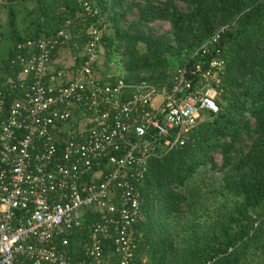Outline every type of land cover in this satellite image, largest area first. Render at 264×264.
Returning a JSON list of instances; mask_svg holds the SVG:
<instances>
[{
	"label": "built area",
	"instance_id": "1",
	"mask_svg": "<svg viewBox=\"0 0 264 264\" xmlns=\"http://www.w3.org/2000/svg\"><path fill=\"white\" fill-rule=\"evenodd\" d=\"M80 2L72 26L15 43L20 77L0 84V264H149L135 236L148 161L218 110L220 61L178 67L170 84L126 83L100 67L99 8Z\"/></svg>",
	"mask_w": 264,
	"mask_h": 264
},
{
	"label": "trees",
	"instance_id": "2",
	"mask_svg": "<svg viewBox=\"0 0 264 264\" xmlns=\"http://www.w3.org/2000/svg\"><path fill=\"white\" fill-rule=\"evenodd\" d=\"M80 1L0 3L8 29L0 44L10 42L0 57L2 89L20 77L10 66L15 43L53 34L67 20L72 26ZM91 1L106 62L118 56L126 83L170 84L178 67L220 61L213 82L218 110L182 146L148 161L139 184L145 216L135 224L137 254L149 264H264V0H182L184 8L178 0ZM156 20L170 29L155 34ZM222 26L209 52L194 54Z\"/></svg>",
	"mask_w": 264,
	"mask_h": 264
},
{
	"label": "rangeland",
	"instance_id": "3",
	"mask_svg": "<svg viewBox=\"0 0 264 264\" xmlns=\"http://www.w3.org/2000/svg\"><path fill=\"white\" fill-rule=\"evenodd\" d=\"M177 3H178V6L180 8L185 7V4L182 0H178ZM132 18H133L132 16L127 17L128 20H130ZM153 26H154L155 34H158V35L164 33L165 31H168L170 29L169 23L167 21H162V20L154 21ZM6 44H7L6 39H4L3 43L1 42V44H0V57L5 56ZM101 58L104 62L102 64H100V67L106 68L109 72L116 71L117 73H122L121 62L119 61V58L117 55L113 54L111 60L108 63L106 62L104 52H103ZM110 63H112V65H110ZM213 157H214V160H215L217 166H219L221 164V160H222L221 155L218 153H214ZM213 175L217 176L218 172L217 171L213 172Z\"/></svg>",
	"mask_w": 264,
	"mask_h": 264
},
{
	"label": "crops",
	"instance_id": "4",
	"mask_svg": "<svg viewBox=\"0 0 264 264\" xmlns=\"http://www.w3.org/2000/svg\"><path fill=\"white\" fill-rule=\"evenodd\" d=\"M1 9V8H0ZM6 20H7V13L6 11H2L0 10V33L3 32L5 34H7V24H6ZM10 45V42H8L6 44V48L7 46ZM56 64L57 65H65V64H69V61L67 60V55H65V53H61V54H58L57 57H56ZM1 77V76H0ZM80 238V237H79ZM76 241L78 242L79 240L76 239ZM74 243V241H73ZM75 244V243H74Z\"/></svg>",
	"mask_w": 264,
	"mask_h": 264
}]
</instances>
